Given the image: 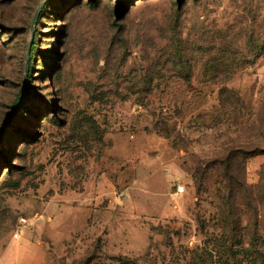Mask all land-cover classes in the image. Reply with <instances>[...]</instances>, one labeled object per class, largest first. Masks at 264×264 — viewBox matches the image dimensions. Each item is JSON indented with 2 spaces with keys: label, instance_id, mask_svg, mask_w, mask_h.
Instances as JSON below:
<instances>
[{
  "label": "rangeland",
  "instance_id": "1",
  "mask_svg": "<svg viewBox=\"0 0 264 264\" xmlns=\"http://www.w3.org/2000/svg\"><path fill=\"white\" fill-rule=\"evenodd\" d=\"M201 250L264 264V0H0V264Z\"/></svg>",
  "mask_w": 264,
  "mask_h": 264
},
{
  "label": "trees",
  "instance_id": "2",
  "mask_svg": "<svg viewBox=\"0 0 264 264\" xmlns=\"http://www.w3.org/2000/svg\"><path fill=\"white\" fill-rule=\"evenodd\" d=\"M223 180H226L227 184L231 188L232 187L233 188L231 189V192L228 195H220V198H221V202H220L221 205L219 206L220 218H219L218 232L215 233L220 244L226 237L230 238L231 241L236 240L237 235L240 231V226H239L240 220H239V217L236 215L237 209H238V206H237L238 196H237L236 191L238 190L237 187L240 185H236L235 183L239 181H236V180L234 181V179H231V177L226 178V175H225V179ZM233 202H234V205H233ZM203 253H204V250H201V252L197 253V255L195 256V259H191L190 261H188V263L189 264H204L205 256ZM150 255L151 254H149L148 257Z\"/></svg>",
  "mask_w": 264,
  "mask_h": 264
},
{
  "label": "crops",
  "instance_id": "3",
  "mask_svg": "<svg viewBox=\"0 0 264 264\" xmlns=\"http://www.w3.org/2000/svg\"><path fill=\"white\" fill-rule=\"evenodd\" d=\"M84 208V207H82ZM85 209V208H84ZM48 213H49V218H51V222L53 225H57L56 227H53V232L55 233L56 231H61V224L63 222H68L75 220V211L73 210V207H70L69 205L63 204L62 206H54V205H49L48 207ZM84 219L90 216L91 210L90 211H85L84 212ZM87 222V220H86ZM66 229V230H65ZM64 230L67 231L68 228H65Z\"/></svg>",
  "mask_w": 264,
  "mask_h": 264
}]
</instances>
